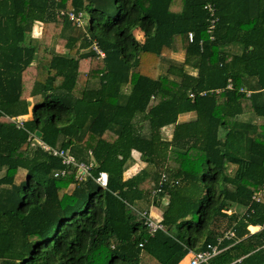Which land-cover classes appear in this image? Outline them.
I'll return each instance as SVG.
<instances>
[{
    "label": "trees",
    "instance_id": "obj_1",
    "mask_svg": "<svg viewBox=\"0 0 264 264\" xmlns=\"http://www.w3.org/2000/svg\"><path fill=\"white\" fill-rule=\"evenodd\" d=\"M43 145L93 160V178ZM139 203L164 207L165 230ZM249 226H264V0H0V264H182L209 246L204 264H264Z\"/></svg>",
    "mask_w": 264,
    "mask_h": 264
},
{
    "label": "built area",
    "instance_id": "obj_2",
    "mask_svg": "<svg viewBox=\"0 0 264 264\" xmlns=\"http://www.w3.org/2000/svg\"><path fill=\"white\" fill-rule=\"evenodd\" d=\"M205 9L208 11V13L210 15L211 26L209 28V32L211 33L214 30L216 23L218 21V18L216 15V8L212 4H207L205 6ZM69 16H70L71 20H77L78 22H80V24L82 23V14L76 15L75 13H69ZM190 39H193L192 34L190 35ZM94 49L99 54L104 55L98 49L97 45L94 47ZM228 88H231V85H229ZM207 93L208 92H203V93H201V95L205 96ZM211 93L218 94L219 90L212 91ZM190 96L193 98L194 94H191ZM17 120H18V124L22 125V122H21L22 120L21 119H17ZM43 148H45V150H47V151H52L53 156L62 158L63 164L65 166H68V167L72 166V167L77 168L78 171H77L76 178L79 181L87 180L90 177L93 178L92 169L96 166V164L93 160L90 161L89 163L78 162L73 156H71L68 152H65L64 150H52L47 145H43ZM89 154L91 155L92 152L90 151ZM61 173L64 174L65 171H63ZM58 175H59V173L56 174V176H58ZM94 179L100 186L106 188L108 185V181H109V175L106 172H100V174L97 176V178H94ZM261 195H262L261 192H258L256 195H254L253 196L254 201L259 202ZM224 212L228 215H231L233 213L232 210H226ZM142 216L145 219V224L149 228V231L152 235L155 234L158 230H165L164 226L162 224H160L159 221H155L150 213L149 214L142 213ZM249 228L251 229L252 227L249 226ZM260 228H264V226L258 227L257 229L259 230ZM251 232L254 233L252 230H251ZM234 236H235V232L232 230L225 234V238H227V239H231ZM221 251L222 250H220L217 246H209L207 248V250H204L201 252H194V251L190 250L188 257L186 258V260H184L182 262V264H204V263L209 262L213 258H215L217 255H219L221 253Z\"/></svg>",
    "mask_w": 264,
    "mask_h": 264
},
{
    "label": "rangeland",
    "instance_id": "obj_3",
    "mask_svg": "<svg viewBox=\"0 0 264 264\" xmlns=\"http://www.w3.org/2000/svg\"><path fill=\"white\" fill-rule=\"evenodd\" d=\"M84 19L86 20H89V16L87 15V14H85L84 15ZM84 20V21H85ZM87 24V22L85 21L84 22V30L86 31L87 30V28L85 27V26H87L86 25ZM86 28V29H85ZM41 30H42V24L41 23H36L35 24V28H34V34H39L40 32H41ZM84 31V32H85ZM59 50H61L60 52H63L62 50L63 49H59ZM65 52V51H64ZM174 59L178 62H181V61H183L184 60V54L183 53H179V54H176L175 56H174ZM193 74H197V72L195 73H193ZM125 88V90H128L129 89V86H125L124 87ZM188 118V117H187ZM24 119H25V116H24ZM26 119H29L28 118V116L26 117ZM25 119V120H26ZM172 133H173V131H172V129L171 128H166V129H164L163 130V135H164V137L166 138V139H168V140H171V138H172ZM135 157L137 158V159H139V157H140V155H138L137 153L135 154ZM145 167V165L144 164H142V163H138L137 165H135V166H133L131 169L129 168V166L127 167V170H126V172H125V176H124V179H130L134 174H136V173H138V172H140L143 168ZM25 179V171H20L19 173H18V175H17V178H16V182L17 183H20L21 181H23ZM72 188H73V186H71L70 187V191L72 190ZM164 203L166 204L167 203V200H164ZM140 205H138L139 206V208L138 209H141V210H143V211H150V214H151V216H153V219L155 220V221H158L159 219H160V217H161V213L163 212V209H164V207L162 206L161 208H158V207H156V206H152L150 209H148L149 207L146 205V203H139ZM249 230L251 231L252 230V228L250 229L249 228ZM101 264V263H100Z\"/></svg>",
    "mask_w": 264,
    "mask_h": 264
},
{
    "label": "crops",
    "instance_id": "obj_4",
    "mask_svg": "<svg viewBox=\"0 0 264 264\" xmlns=\"http://www.w3.org/2000/svg\"><path fill=\"white\" fill-rule=\"evenodd\" d=\"M27 117V116H26ZM26 117H25V119H26ZM28 118L30 119V115H28ZM187 119V118H186ZM181 120H184V118H181ZM137 165V164H136ZM161 218V217H160ZM251 227H253V226H251ZM256 228V230H252L253 232H256L258 229H257V227H255Z\"/></svg>",
    "mask_w": 264,
    "mask_h": 264
},
{
    "label": "water",
    "instance_id": "obj_5",
    "mask_svg": "<svg viewBox=\"0 0 264 264\" xmlns=\"http://www.w3.org/2000/svg\"><path fill=\"white\" fill-rule=\"evenodd\" d=\"M36 136H37L38 138H41V137H42V133L39 132V131H37V132H36Z\"/></svg>",
    "mask_w": 264,
    "mask_h": 264
}]
</instances>
